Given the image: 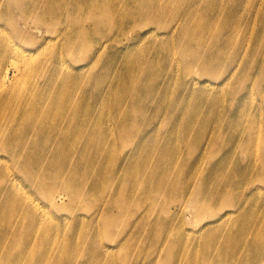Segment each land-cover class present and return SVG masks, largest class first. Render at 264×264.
Masks as SVG:
<instances>
[{
	"label": "rangeland",
	"instance_id": "obj_1",
	"mask_svg": "<svg viewBox=\"0 0 264 264\" xmlns=\"http://www.w3.org/2000/svg\"><path fill=\"white\" fill-rule=\"evenodd\" d=\"M9 3L0 0L1 31H14ZM44 4L32 14L51 16ZM79 9L80 25L37 24L14 6L17 37L0 41V81L10 75L0 108L21 105L8 97L18 91L52 93L57 83L62 95V83L78 79L62 101L76 108L55 118L61 128L33 135L44 152L69 158L67 180L31 173L0 147V237L6 215L31 235L0 240L4 262L186 264L191 250L192 264H264V0H79ZM11 41L25 51H6ZM43 60L50 65L37 76L27 62ZM91 115L93 142L75 126ZM5 116L14 126L20 113ZM88 180L93 189L66 195ZM14 241L21 252L8 255Z\"/></svg>",
	"mask_w": 264,
	"mask_h": 264
},
{
	"label": "bare ground",
	"instance_id": "obj_2",
	"mask_svg": "<svg viewBox=\"0 0 264 264\" xmlns=\"http://www.w3.org/2000/svg\"><path fill=\"white\" fill-rule=\"evenodd\" d=\"M9 1V0H8ZM48 2H52V8L54 10V13L51 16H48L46 12H42L41 15H36L34 16L32 13L40 12L41 8H44V6ZM14 6L20 9L21 15L19 17H22L26 22H34L39 24L40 22L44 21H50L52 23H59L63 25L67 21H75L77 22L76 25H80V23L83 21V16L80 17L78 16V12L80 11L79 9V0H64L63 2L60 0H10V3L8 5V8L4 11L5 15H7L9 20H6L8 25H11L12 28H14V31H7L4 29V31L0 30V41L4 38L7 37V35H10V38L16 35L15 29H16V18L13 16L14 12ZM49 8L51 9V6L48 5ZM142 7L140 6V9ZM61 12L63 21L57 20L56 15L57 13ZM108 11L106 12V17L103 19L100 16L94 17L95 19H103L104 21L108 22ZM0 19L2 17L0 16ZM72 24V22H71ZM5 27L3 24L0 26V28ZM17 30V29H16ZM21 33V32H20ZM22 34V33H21ZM18 35V34H17ZM20 35V34H19ZM69 40L76 41L77 39L80 40L81 36L79 35V32L75 29L73 32L70 33ZM17 37V36H16ZM15 37V38H16ZM15 38L12 40L14 41ZM11 41V42H12ZM7 42L6 47L7 50H12L13 48L18 51V50H23L18 44H15L14 42ZM11 43V45H10ZM191 49H195V44L191 43ZM39 47V46H38ZM197 55L201 56V60H205L208 62V59L200 54L199 51H196ZM36 61H28V67L29 69L33 68L34 72H37V76L43 71L44 73L46 72V67L50 65L49 60H43L42 62L40 61L38 64H35ZM36 68V69H34ZM10 75L5 74L2 75V79L0 81V88L2 89L3 93L7 92L6 91V86L7 82L9 80ZM46 81L48 78V81H55L54 77H52L49 73L46 74L45 77ZM44 80V81H45ZM75 83L71 84L69 86L66 85V82L62 83L64 87V93L62 95H54L53 91L54 89L58 86L57 83L53 84L52 86V93L50 92H39L37 94L33 95H22L21 92L18 91L16 93H13L12 95L8 96L7 94H3V96H8L12 97L16 102H21V105H17L14 107H9V106H3L0 108V147H3L5 150H14V159L16 161L22 160L23 159L26 161V168L31 170V173H36L37 170H41L44 174L47 175H53V176H58L62 181H65L69 177V170L71 167V163L69 161L68 157H62L58 159V151L55 149L50 152H44L42 150V145L39 142H36L34 139L35 134L42 136L45 133L50 132L52 129L55 128H61V125L54 124L55 118L57 116H63L66 110L74 109L76 108L74 105L71 104V101H65L62 102L64 99L72 98L75 96V93L77 92L78 89V79H75ZM87 87V86H84ZM21 96V97H20ZM51 97L57 101L54 102L51 100ZM80 106H86L85 103H81ZM6 112H19L20 113V118L18 124L12 126L10 119L5 116ZM94 115V114H93ZM93 115L85 118V122L81 124L75 125L79 135L85 136L86 139H91V142L97 139L98 134L96 131V127L93 126L91 127L89 125V122ZM46 124L47 126H45ZM6 140H8L13 146L9 148L7 146ZM84 140L77 139L75 145H74V150L79 151L81 144L83 143ZM80 155V153H78ZM50 156H54L57 160H60L62 163L57 165L60 169H56L54 171H50L48 169L50 164L51 159H49ZM75 160V159H73ZM57 162V161H56ZM76 174L79 175L80 173V168H78L76 171ZM42 174L40 177L43 179L45 175ZM13 178V177H11ZM90 178V177H89ZM15 179V178H14ZM14 179H10L9 183L12 184L14 182ZM6 183L8 181L5 179L4 180ZM12 181V182H11ZM13 185V184H12ZM10 190L13 192V195H17L18 193L13 189V187L9 184ZM94 188V184L89 180L88 182L83 185V186H75L73 187L69 192L74 196H72L70 193H67L66 195L70 198H75L77 197L80 193L85 192L86 190H90ZM127 188L124 189L127 190ZM20 191L21 189L18 188ZM123 191L122 199H126L128 196L127 194ZM113 193L116 194L117 190H113ZM197 195L199 196V200H204V193L203 191H198ZM5 202V201H4ZM6 207H10L11 205L8 203H4ZM4 222L8 224V229L6 230V235H11L12 238H17L18 241L23 240V242L27 243V239H30L31 235H28V233H21L20 231V220L19 219H14L10 218L8 215H6L3 218ZM30 228V226H29ZM0 237L1 242L4 241L5 236ZM241 236L244 237V233L241 234ZM252 234V238H253ZM204 241H208V235H206L203 238ZM18 241H14L13 244H11L7 249L6 252L8 255L14 253V252H21L20 250V245L18 244ZM254 241V240H252ZM261 243V241H260ZM260 243H259V248H260ZM176 254L175 251L170 250L168 253V256H174ZM192 251L189 250L187 253L188 257V262L186 264H192L191 258H192ZM261 256H264L263 253H260ZM62 257V256H61ZM243 257V256H242ZM3 254L0 251V264H6L8 262H4L3 260ZM222 260V258H218V261ZM253 264H262V261H255L252 262Z\"/></svg>",
	"mask_w": 264,
	"mask_h": 264
}]
</instances>
